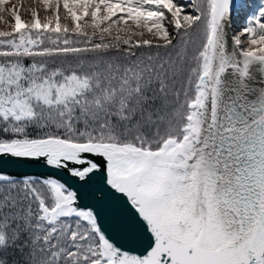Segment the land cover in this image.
<instances>
[{
  "label": "snow or ice",
  "instance_id": "snow-or-ice-1",
  "mask_svg": "<svg viewBox=\"0 0 264 264\" xmlns=\"http://www.w3.org/2000/svg\"><path fill=\"white\" fill-rule=\"evenodd\" d=\"M0 264H264V0H0Z\"/></svg>",
  "mask_w": 264,
  "mask_h": 264
},
{
  "label": "rangeland",
  "instance_id": "rangeland-1",
  "mask_svg": "<svg viewBox=\"0 0 264 264\" xmlns=\"http://www.w3.org/2000/svg\"><path fill=\"white\" fill-rule=\"evenodd\" d=\"M235 24L238 25L239 24V20L235 21Z\"/></svg>",
  "mask_w": 264,
  "mask_h": 264
},
{
  "label": "water",
  "instance_id": "water-1",
  "mask_svg": "<svg viewBox=\"0 0 264 264\" xmlns=\"http://www.w3.org/2000/svg\"><path fill=\"white\" fill-rule=\"evenodd\" d=\"M234 26H236V24L234 23Z\"/></svg>",
  "mask_w": 264,
  "mask_h": 264
}]
</instances>
